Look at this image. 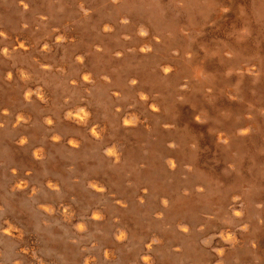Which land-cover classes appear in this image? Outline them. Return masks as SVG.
Returning <instances> with one entry per match:
<instances>
[{
    "label": "rangeland",
    "instance_id": "rangeland-1",
    "mask_svg": "<svg viewBox=\"0 0 264 264\" xmlns=\"http://www.w3.org/2000/svg\"><path fill=\"white\" fill-rule=\"evenodd\" d=\"M145 259L264 264V0H0V264Z\"/></svg>",
    "mask_w": 264,
    "mask_h": 264
},
{
    "label": "bare ground",
    "instance_id": "bare-ground-1",
    "mask_svg": "<svg viewBox=\"0 0 264 264\" xmlns=\"http://www.w3.org/2000/svg\"><path fill=\"white\" fill-rule=\"evenodd\" d=\"M22 3V2H21ZM253 7V6H252ZM105 30V29H104ZM14 38V37H13ZM16 41V40H15ZM42 41V40H41ZM37 43V42H36ZM18 47H20V48H24L25 47V44L22 42V41H19L18 42ZM16 48V47H15ZM9 74V73H8ZM4 75V74H3ZM84 76V75H83ZM116 95V94H115ZM28 96V95H27ZM213 100V99H212ZM71 115V114H70ZM73 115V114H72ZM81 116H84V113H82L81 114ZM78 118L80 117L79 115L77 116ZM101 129V128H100ZM70 141V140H69ZM75 145V144H74ZM112 153L114 152V151H111ZM37 153V150L35 151V154ZM108 153V152H107ZM76 181V180H75ZM49 185H52V186H56V184H49ZM21 186V184H19L18 185V187H20ZM24 186V185H23ZM93 186H94V188L95 189H99L101 186L99 185V184H93ZM102 189V188H101ZM31 192H32V190H31ZM34 193V192H33ZM72 199V198H71ZM67 203V202H66ZM43 208V207H42ZM2 209V208H1ZM71 213V212H70ZM71 216V215H70ZM98 215H97V213H94V217L96 218ZM178 224L179 225H181V224H183V222L181 221V222H178ZM181 227H183L184 228V230H186V227L187 226H185V225H183V226H181ZM5 232L8 234V235H10V236H12V237H20L21 235H22V232L20 231V229H18L17 227L15 228V227H8V228H6V230H5ZM188 233V232H187ZM187 236V235H186ZM124 236L123 235H119V238H123ZM130 238V237H129ZM159 240V239H158ZM215 240V239H214ZM28 241V240H27ZM29 243V242H28ZM31 246V245H30ZM35 247V246H34ZM23 252L25 251V250H22ZM27 252V251H26ZM28 253V252H27ZM113 253V252H112ZM105 256V255H104ZM144 262L146 263V264H148V259H145L144 260Z\"/></svg>",
    "mask_w": 264,
    "mask_h": 264
}]
</instances>
